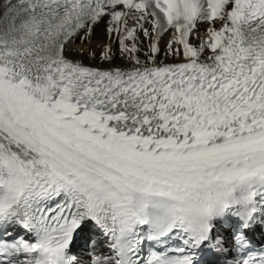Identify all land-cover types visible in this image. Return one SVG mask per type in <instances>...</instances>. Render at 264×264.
I'll use <instances>...</instances> for the list:
<instances>
[{
    "label": "snow or ice",
    "instance_id": "6c2138e0",
    "mask_svg": "<svg viewBox=\"0 0 264 264\" xmlns=\"http://www.w3.org/2000/svg\"><path fill=\"white\" fill-rule=\"evenodd\" d=\"M0 264H264V0H0Z\"/></svg>",
    "mask_w": 264,
    "mask_h": 264
},
{
    "label": "clouds",
    "instance_id": "9594fccd",
    "mask_svg": "<svg viewBox=\"0 0 264 264\" xmlns=\"http://www.w3.org/2000/svg\"><path fill=\"white\" fill-rule=\"evenodd\" d=\"M177 224L189 235L199 240L207 234L209 217L207 210L195 197H187L173 204Z\"/></svg>",
    "mask_w": 264,
    "mask_h": 264
}]
</instances>
